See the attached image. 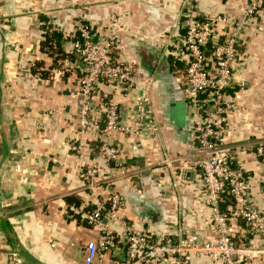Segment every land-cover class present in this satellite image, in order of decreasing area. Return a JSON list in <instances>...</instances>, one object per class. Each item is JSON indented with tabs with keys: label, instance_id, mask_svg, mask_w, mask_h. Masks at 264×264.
<instances>
[{
	"label": "crops",
	"instance_id": "obj_1",
	"mask_svg": "<svg viewBox=\"0 0 264 264\" xmlns=\"http://www.w3.org/2000/svg\"><path fill=\"white\" fill-rule=\"evenodd\" d=\"M192 1L199 15L222 13L232 19L241 17L248 2ZM183 2L0 0V264H15L13 251L20 252L23 264H84L83 245L100 231L85 222V209L113 192L125 198L119 217L157 242L194 233L215 237L211 210L195 198L199 171L190 168L198 152L184 92ZM81 20L90 24L95 40L115 41L113 56L132 64L138 79L130 91L101 81L92 102L96 118L102 121L103 98L109 95L118 105L120 123L132 124L137 97L147 93L157 135H104L93 129L79 134L82 71L74 59L65 66V56L53 67L55 58L41 42L49 25L64 35L68 49ZM238 49L229 92L239 110L228 116L223 142L239 146L234 162L245 168L252 202L264 211V157L250 147L264 142V6L243 27ZM42 70L49 77H42ZM101 139L120 148L124 164L112 181H97L91 188L82 173L90 164L105 165L95 144ZM68 196L80 205L69 207ZM109 225L117 245L96 256L94 264L125 256L122 224L110 220ZM253 242L264 245L258 237ZM194 261L211 264L205 256Z\"/></svg>",
	"mask_w": 264,
	"mask_h": 264
},
{
	"label": "built area",
	"instance_id": "obj_2",
	"mask_svg": "<svg viewBox=\"0 0 264 264\" xmlns=\"http://www.w3.org/2000/svg\"><path fill=\"white\" fill-rule=\"evenodd\" d=\"M192 5V0H184L181 13L187 63L184 92L198 152L190 168L199 171L194 185L195 198L211 210L210 229L216 235L204 239L194 233L157 242L149 233L119 217L125 198L113 192L107 200L84 213L86 223L100 230L96 239L83 245L84 264H94L96 256L109 253L117 245L110 220L122 224L125 240V256L112 259L110 264H207L196 263L197 256L209 257L211 264H264V245L253 242L257 237L264 240V211L252 202L245 168L234 162L239 146L233 148L223 142L228 116L239 110V104L229 92L236 81L233 63L240 55L238 42L243 27L262 11L264 0H248L239 19L222 13L199 15ZM114 45L113 39L95 40L90 24L78 22L77 35L62 60L65 66H70L74 59L82 71L80 92L84 104L78 118V132L81 136L91 129L104 135L114 131L137 135L148 131L157 135L159 125L147 93L137 97L132 124L120 123L118 105L113 100L102 105L103 128L95 116L92 102L101 81L124 91L132 90L138 83L133 65L113 56ZM100 142L98 151L105 165L90 164L82 173L91 188H95L97 181H112L124 164L118 146L102 139ZM250 147L264 157V142ZM227 200L229 204L224 209L222 205ZM12 258L15 264L24 263L18 251L12 252Z\"/></svg>",
	"mask_w": 264,
	"mask_h": 264
},
{
	"label": "trees",
	"instance_id": "obj_3",
	"mask_svg": "<svg viewBox=\"0 0 264 264\" xmlns=\"http://www.w3.org/2000/svg\"><path fill=\"white\" fill-rule=\"evenodd\" d=\"M43 37L44 38L41 42V49L43 51H47L52 57L55 58V61L53 63V67H54L57 65V60L63 58L66 55L65 54L66 49H67L66 39L60 31L52 29L49 25H44ZM73 40L74 39H72V41ZM33 73H39V71L33 69ZM40 74L42 75V77L47 78V77H49L50 72L48 70H42V71H40ZM185 74H186V72H185ZM104 82L107 83V81H104ZM110 99L111 98L109 95L104 97L103 98V104L109 103ZM102 115H103L102 121L101 122L99 121L101 128H103L105 126V114L102 112ZM95 144H96V150H98V148L101 145V142L99 140H96ZM67 200H68L69 207L74 206V205L75 206L80 205V202L72 196H68ZM226 202H227V204H229L228 200ZM93 208H94V206L90 205L89 207H86L85 210L89 211ZM69 214H73V211L70 209H69Z\"/></svg>",
	"mask_w": 264,
	"mask_h": 264
},
{
	"label": "rangeland",
	"instance_id": "obj_4",
	"mask_svg": "<svg viewBox=\"0 0 264 264\" xmlns=\"http://www.w3.org/2000/svg\"><path fill=\"white\" fill-rule=\"evenodd\" d=\"M84 229H86V226L84 227ZM71 253L74 254L75 251H73V245L71 246ZM75 256L77 257V255L75 254Z\"/></svg>",
	"mask_w": 264,
	"mask_h": 264
}]
</instances>
